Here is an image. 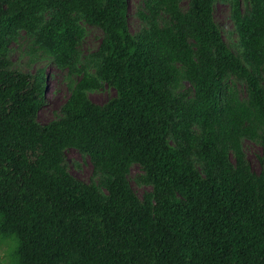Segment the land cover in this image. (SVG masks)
<instances>
[{
  "label": "trees",
  "instance_id": "trees-1",
  "mask_svg": "<svg viewBox=\"0 0 264 264\" xmlns=\"http://www.w3.org/2000/svg\"><path fill=\"white\" fill-rule=\"evenodd\" d=\"M218 1L184 10L147 0L133 35L128 0H0V241L10 264H264V0L245 14L232 3L244 61L215 22ZM81 20L104 33L97 76L41 124L49 76L13 69L11 43L37 35L68 64ZM99 79L118 93L104 106L84 91ZM244 139L262 146L260 174ZM70 149L106 177V195L71 175ZM135 164L152 186L143 199L128 179Z\"/></svg>",
  "mask_w": 264,
  "mask_h": 264
},
{
  "label": "rangeland",
  "instance_id": "rangeland-1",
  "mask_svg": "<svg viewBox=\"0 0 264 264\" xmlns=\"http://www.w3.org/2000/svg\"><path fill=\"white\" fill-rule=\"evenodd\" d=\"M147 0H128L129 2V29L133 35L138 34L146 22L143 15H148L146 8ZM242 13L251 10L250 0H238ZM189 0H181L182 9L188 8ZM233 0H219L215 6L214 19L220 27L224 40L229 48L244 61L245 49L240 43V37L233 20ZM78 25L84 30V37L76 41L73 50L74 56L68 64L58 61L55 54L50 52L48 44L37 35L20 32L16 40L11 43L8 57L16 69L25 74H37L44 70L48 74L47 88L45 92L46 103L38 114V122L49 124L62 117V107L71 96L73 90L83 82L85 77H96L101 57L98 55L104 33L97 27H92L81 20ZM240 95L246 96L245 88L237 83ZM190 86L183 83V89ZM85 93L91 102L104 106L118 96L117 90L102 79L99 85L85 89ZM243 150L246 160L254 173L262 171V146L260 142L244 139ZM68 170L71 175L87 184L100 187L106 195L107 190L103 187L106 177L96 169L91 158L83 155L75 149L66 152ZM232 160L234 161L233 155ZM199 169L200 163L196 161ZM129 183L136 195L143 199L152 192V186L145 182V172L137 164L130 168ZM11 245L0 241V263L10 264Z\"/></svg>",
  "mask_w": 264,
  "mask_h": 264
}]
</instances>
